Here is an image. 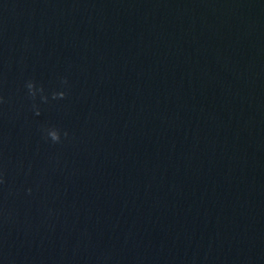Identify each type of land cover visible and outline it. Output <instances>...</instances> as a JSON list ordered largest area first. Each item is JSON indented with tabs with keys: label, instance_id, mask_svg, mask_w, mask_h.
Listing matches in <instances>:
<instances>
[{
	"label": "water",
	"instance_id": "water-1",
	"mask_svg": "<svg viewBox=\"0 0 264 264\" xmlns=\"http://www.w3.org/2000/svg\"><path fill=\"white\" fill-rule=\"evenodd\" d=\"M0 97V264H264V0H0Z\"/></svg>",
	"mask_w": 264,
	"mask_h": 264
},
{
	"label": "clouds",
	"instance_id": "clouds-1",
	"mask_svg": "<svg viewBox=\"0 0 264 264\" xmlns=\"http://www.w3.org/2000/svg\"><path fill=\"white\" fill-rule=\"evenodd\" d=\"M67 80L61 78L59 81L60 88L63 89L67 85ZM24 88L26 89L27 97L32 101V110L34 111L36 116L40 115L39 106L36 103L37 99H39L40 103H47L49 100V95L45 94V89L38 85L35 81L29 79L24 82ZM64 90H54L50 93V98L52 100L63 99L65 97ZM0 103H3V98L0 97ZM43 134L46 140L51 141L52 143H59L61 141V131L53 126L46 127L43 129ZM63 135H67V133H63ZM0 183H3L2 175H0ZM29 191H31L29 189Z\"/></svg>",
	"mask_w": 264,
	"mask_h": 264
}]
</instances>
